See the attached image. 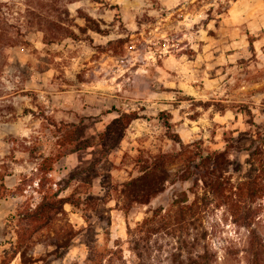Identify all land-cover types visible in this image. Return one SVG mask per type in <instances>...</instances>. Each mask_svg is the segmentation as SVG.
<instances>
[{"label": "rangeland", "instance_id": "374dc122", "mask_svg": "<svg viewBox=\"0 0 264 264\" xmlns=\"http://www.w3.org/2000/svg\"><path fill=\"white\" fill-rule=\"evenodd\" d=\"M64 21L82 39L45 40ZM162 155V190L128 208ZM56 192L80 204L35 232ZM255 235L264 0H0V264H248Z\"/></svg>", "mask_w": 264, "mask_h": 264}, {"label": "trees", "instance_id": "16d2710c", "mask_svg": "<svg viewBox=\"0 0 264 264\" xmlns=\"http://www.w3.org/2000/svg\"><path fill=\"white\" fill-rule=\"evenodd\" d=\"M88 22H91L90 19ZM50 24L54 25L55 28H57L56 31L45 33V40L47 41H55L60 38H72V39H82L78 36V34L75 32L74 29H72L69 26L64 25V22H50ZM77 26V24H75ZM88 28H91L94 31L102 32L100 27H90V25L87 24ZM79 29L82 31V27L79 26ZM18 33L21 36H26V34L21 30L18 29ZM48 34H50V37H48ZM91 38V37H90ZM110 112V111H107ZM165 117V125H166V135L168 138L173 140L174 142L180 144L181 146H185L182 137L180 134L176 131L172 130V123H171V115H164L165 113H162ZM42 117L45 120H51L48 115L43 114ZM130 118L129 120H133L138 118L137 115H132L129 113H123L120 118ZM117 122V119L114 120ZM51 125H54L55 127H58L59 129H63L65 127L73 126L74 123H67L64 121H61L58 123L57 121L53 120L51 121ZM63 127V128H62ZM90 146V145H86ZM215 156H206L203 157L202 153H200V156L208 159L220 157L223 155V152L218 151L214 154ZM164 157L166 155H162L159 158L153 160L152 162L143 163V168L141 169V172H144L143 175L140 177L133 178L132 180L128 181L125 184L124 192H128V208L132 205L133 202H140V203H147L151 197H153L155 194L160 192L163 188V185L165 184L167 177L166 176H160L157 175L156 168H163V172L165 173L164 165ZM214 185L217 187L221 186V183L214 182ZM66 203H70L74 206H78L80 204L79 199H76L74 196L69 197H62L59 198V193H53L49 196H45L43 201L39 203V205L32 210V212L29 214V219L35 223L37 222V226L34 228V231H38L39 229L48 226L51 224L55 214H58L61 210H63V205ZM250 253H251V259L249 260L248 264H264V243L261 242L258 237H254L253 241L250 244ZM21 264H33L32 259L28 257L27 251L21 252ZM196 264H199L197 261H194Z\"/></svg>", "mask_w": 264, "mask_h": 264}]
</instances>
